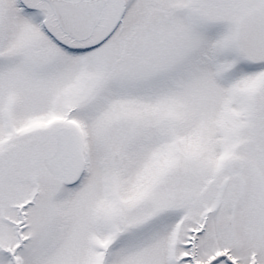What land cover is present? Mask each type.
Here are the masks:
<instances>
[{
    "label": "snow or ice",
    "instance_id": "6c2138e0",
    "mask_svg": "<svg viewBox=\"0 0 264 264\" xmlns=\"http://www.w3.org/2000/svg\"><path fill=\"white\" fill-rule=\"evenodd\" d=\"M0 264H264V0H0Z\"/></svg>",
    "mask_w": 264,
    "mask_h": 264
}]
</instances>
